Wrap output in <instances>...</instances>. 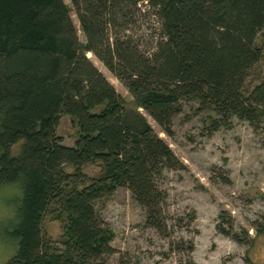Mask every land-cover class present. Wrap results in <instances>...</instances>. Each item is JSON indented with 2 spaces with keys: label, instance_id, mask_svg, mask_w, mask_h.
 <instances>
[{
  "label": "trees",
  "instance_id": "1",
  "mask_svg": "<svg viewBox=\"0 0 264 264\" xmlns=\"http://www.w3.org/2000/svg\"><path fill=\"white\" fill-rule=\"evenodd\" d=\"M69 1L0 0V185L21 179L17 248L3 264H108L98 203L118 187L149 225L163 222L158 180L183 164L87 53L167 135L183 103L209 134L233 118L264 122V79L246 86L264 51V0ZM63 115L77 126L72 145L57 132ZM93 163L103 172L88 178L82 167ZM221 214L216 229L239 241ZM48 216L63 222L59 240L44 234Z\"/></svg>",
  "mask_w": 264,
  "mask_h": 264
},
{
  "label": "rangeland",
  "instance_id": "2",
  "mask_svg": "<svg viewBox=\"0 0 264 264\" xmlns=\"http://www.w3.org/2000/svg\"><path fill=\"white\" fill-rule=\"evenodd\" d=\"M64 2L70 7L69 0ZM70 15L78 27L75 13ZM80 41L82 32L77 31ZM263 33L256 37L261 46ZM124 99L129 109L138 110L152 129L169 145L182 162L181 169H166L158 180L163 194V222L160 228L149 225L145 212L136 204L127 188L118 187L98 203L102 220L110 229L114 252L108 264H264V122L252 126L233 118L228 128L207 133L202 114L190 103H183L172 120L170 135L138 107L133 95L104 65L87 53ZM264 79V51L250 69L246 86ZM58 134L72 145L77 126L72 117L59 119ZM20 144H14L16 154ZM73 172V167H67ZM86 177H98L101 163L82 167ZM21 200V179L0 185V264L16 251L9 236L17 222ZM220 213L225 228H233L238 240L219 233ZM49 217V216H48ZM43 221L45 236L59 240L63 222ZM246 230V235L243 234ZM247 236V237H246Z\"/></svg>",
  "mask_w": 264,
  "mask_h": 264
}]
</instances>
